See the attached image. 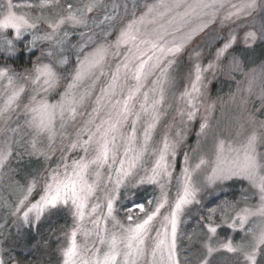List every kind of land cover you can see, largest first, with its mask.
Segmentation results:
<instances>
[{"label":"rangeland","instance_id":"374dc122","mask_svg":"<svg viewBox=\"0 0 264 264\" xmlns=\"http://www.w3.org/2000/svg\"><path fill=\"white\" fill-rule=\"evenodd\" d=\"M3 2L4 0H0V3ZM20 2L21 0H13L14 4ZM66 2H72V0H60L61 5L66 6ZM197 2L198 0H162L164 6L161 7V0H102V7L87 14L86 25L66 23L61 26L52 41L37 40L35 47H31L32 34L25 33L21 40H14L13 51L0 50V58L2 56L13 59L22 58L20 62L18 61L22 66L19 70L4 66L0 62V69H10L9 74L17 83H24L21 78L28 77L37 64H53L60 80L45 98L49 103L56 104L72 82V77L80 67V62L85 57H91L98 49H106L102 65L99 69L93 70L94 78L86 79L78 91L74 90L77 95L87 93L83 106L78 108L77 119L74 122H67L63 129L57 121V132L51 139L43 134L37 136L26 124V120L30 117L26 115L24 106L29 103V98L33 94L30 84H26V91L21 95L18 106H14L13 110L0 117V149L8 147L12 153L6 164L0 168V256H3L6 261L8 260V249L4 243L14 233L19 232L17 236L22 237L20 233L26 230H36L38 224L49 215L46 212L37 221L35 213H30L29 222L25 223L22 214L13 215L16 202L23 198L27 187L35 182L34 191L29 197V201L35 203L39 195L43 194L44 184L50 179L53 170L63 172V163L71 164L72 160L84 155L80 148L71 149L70 143L75 140L77 132L89 120L93 109L97 107V98L102 95L101 89L107 90L116 68L129 55L128 49L139 54L130 44L121 45L119 48H116L115 44L120 31L127 24L143 17L145 23L136 25L143 34L142 38H150L153 29H159L160 25L172 33L177 41L186 36L190 38L174 57H161L160 68L167 69L166 75L161 72L160 68L154 69L142 89V92L148 93L149 105L159 99V92L152 90L157 88L154 82L159 79L160 86L164 89L163 102L157 105L158 122L151 131V139L147 144L148 150L144 153L143 159L137 163L132 174L119 188L115 183L119 163H110L99 169V186L95 196L89 199V208L86 209V213L90 212L93 205L99 204L100 207L96 213L85 216L83 229L89 232L86 242L89 247L93 244L99 246L96 243V229L91 221L99 217L100 228L101 230L104 228L103 218L107 217L106 193L114 197L113 215L124 224L129 223L126 213L135 204L144 203L146 208L150 207L147 203L149 200L153 201V205L155 204L161 195L159 184L148 183L146 180L144 183L139 181L151 175V169L159 158V149L163 148V140L166 137L170 144H175V155L169 153L167 156L171 177L160 178V183H166L165 190L169 203H174L178 191L182 188L185 168L192 173V183L198 189L195 200L192 204L185 206L180 217L177 253L181 264H202L205 259L207 264H244L239 254L230 253L220 245L229 239L234 245L247 243L251 240L252 232H258L261 227H264V218L261 217L250 218L243 229L240 228L238 222L235 227L232 226L236 214L242 208L255 209L259 206V196L251 183L242 176L215 183H209L207 177L211 175L217 143L220 140L225 141L226 146H235L248 135L256 133L260 137L257 151L264 156V0H256L257 6L250 10L249 15H241L239 18L233 16L230 19L225 18L230 12L235 11L230 5L239 6L243 0H224L225 7L215 12L214 15L212 9L203 12L197 10L181 23L180 16L190 11L187 6ZM85 3H89V0H74V7ZM177 4L181 6L176 7ZM146 5H157L156 11L164 15L157 16L155 23H148L152 15L147 14ZM56 13L63 14L61 9L57 8L55 12L46 10L44 16L55 18ZM33 15L36 14L33 13ZM105 16L112 17V19L105 21ZM37 23L39 28L35 32L36 35H44L50 31L45 24L39 21ZM204 24L207 26L202 31H193ZM177 28L180 31L177 32ZM248 32L255 33L254 40L251 38L245 40ZM232 36L236 37L235 43L217 61V51ZM8 38H13L11 31L8 33ZM171 39L172 36H169L168 40ZM57 40L62 41V44L57 45ZM136 47L142 52H148L147 46L140 44L139 41ZM48 52H52L53 55L48 56ZM148 54L152 55L151 52ZM156 55L159 53L157 52ZM144 58L147 59V57ZM234 58L239 62L238 65L233 63ZM60 60H66V63H60ZM166 60H174L171 67H167ZM27 62H30L29 68L25 66ZM149 63H155V60ZM210 63L213 64L211 68L208 67ZM194 64H199L204 70L200 92L194 94L196 96L193 101L195 108L189 105L187 97L183 96L185 90L189 89L191 80L194 79L189 75ZM131 67L132 63L129 64L130 69ZM123 76L124 70L121 68L120 87L117 88L115 99L122 98L119 95L121 90L126 96L127 89L135 86L131 72L127 80ZM6 86L7 81H0V107H3L6 99ZM103 102L107 103V100ZM141 104H143V97L138 94L135 98V112H140ZM109 111L110 108H105L101 117L97 119V123L102 119H107ZM193 111L195 115L190 120L188 113ZM149 113H151L150 107ZM129 122L135 124L136 141L132 145L134 152L129 153L128 157H124V148L120 149L119 158L125 160V168L131 156L143 145L144 129L152 120L150 115L141 113L139 121H136L134 116H130ZM202 124L207 125L203 131H201ZM121 132L124 136L123 142H126L130 133L129 124H125ZM87 138L86 134L82 137L85 140ZM33 143H35V148H33ZM117 143H122L119 137ZM91 155L90 152L89 158ZM201 159L209 163L193 171ZM37 160H41L42 170L33 178H25L22 167L33 164ZM109 176L111 180L108 179ZM95 179V176L90 177L89 182ZM144 193L145 196L142 195ZM208 205H210L209 208H207ZM61 208L70 214L72 222L57 245L58 254L55 259L44 264H63L62 253L68 246L70 233L76 223L73 214L74 207L69 204ZM210 208L217 209L211 220L213 227L219 225L214 235L210 234L207 228L208 209ZM161 211L166 213L167 207ZM132 215L135 221L137 216L142 217L143 214L135 210ZM106 223L110 232L116 230L113 228L111 217L107 218ZM155 227H159V221L155 222ZM10 230L15 232L12 233ZM151 236L155 237V231ZM210 236L211 239H209ZM77 241L81 244L85 243L83 232H78ZM208 244L217 249L210 255L206 248ZM13 264L17 263L13 261ZM257 264H264V251L257 257Z\"/></svg>","mask_w":264,"mask_h":264},{"label":"snow or ice","instance_id":"6c2138e0","mask_svg":"<svg viewBox=\"0 0 264 264\" xmlns=\"http://www.w3.org/2000/svg\"><path fill=\"white\" fill-rule=\"evenodd\" d=\"M102 0H89L81 6L74 7V0L66 2L61 5L60 0H21L20 3L14 4L13 0H4L0 3V50L7 49L9 52L14 49V40H21L25 33H31V47H35L37 40L52 41L56 33L61 29L62 25L66 23L72 25H86L87 14L93 12L95 9L102 7ZM161 7L163 3L161 0ZM177 4L176 7H180ZM256 0H243L237 5H230L235 11L230 12L226 19L235 16L239 18L241 15H249L250 10L256 7ZM149 15L152 19L148 23H155L157 16H163L164 13L156 11L157 5H146ZM190 11H186L180 16V22L183 23L187 17L196 13L197 10L204 11L207 9L213 10V15L221 8L225 7L224 0H198L194 5L187 6ZM57 8L61 9L60 13H56L55 18L45 17V11L55 12ZM171 9H169L170 11ZM33 13L36 15L34 16ZM205 14H208L205 12ZM112 17L105 16L104 20L109 21ZM43 23L50 30L44 35H36L39 25ZM137 23L143 25L144 18L140 17L138 20H133L126 27L120 31L116 41V48L121 45H132L136 48V53L132 49H128L129 55L125 57L124 62L116 68L115 74L112 75V82L108 85L107 90L101 89L102 95L97 98V107L93 109L89 120L84 127L77 132L76 138L70 143L71 149L80 148L84 155L79 159L72 160L71 164L63 163V172L53 170L50 179L44 184L43 194L35 203L29 201L32 195L35 182L30 184L23 198L16 202L13 215L22 214L25 223L29 222V214L35 213L37 221L47 212L49 214L57 211L61 207H67L71 204L74 207V217L76 223L70 233L68 246L63 250V264H181L180 257L177 253V232L180 224V217L185 206L190 205L196 198L198 189L192 183V173L187 168L184 169L182 176V188L178 191L174 203L170 204L166 189V183H160V178H170V165L167 162L169 153L175 155V144H170L165 137L163 140V148L159 149V158L156 160L151 169V175L141 178L140 183L145 180L148 183H158L161 189V195L157 198L155 204L149 200L147 203L149 208L145 207L144 203H137L132 209L126 213V219L129 223L124 224L115 218L113 215V201L114 197L105 194L107 200V217H104L105 226L101 230L100 218L92 220L97 244L88 246L86 240L89 232L83 229V222L85 216L92 215L97 212L100 207L99 204L93 205L90 212L86 213L89 208V199L94 197L99 186V169L108 164L119 163L120 167L117 170V179L115 181L116 187L124 182V180L132 174V170L137 166V163L143 159L144 153L147 152V144L151 139V131L155 128L158 122L157 105L161 104L164 99V89L160 86V80L154 82L157 88L153 91L159 92V99L154 100L149 105V96L147 92H142L148 77L152 74L154 69L160 68L161 57H174L179 53L184 44L190 37H184L177 41L176 37L167 31L163 25L159 29H153L150 38H142L140 29L136 27ZM207 25H200L198 29L193 31H202ZM13 33V38H8L9 32ZM176 31H180L179 28ZM172 36L169 41L168 37ZM255 39V33L248 32L245 36L247 39ZM236 37L232 36L228 42L224 43L216 53V60H220L221 56L235 43ZM137 41L140 44L147 46L148 52H142L137 46ZM57 45L62 44V41L57 40ZM106 49H98L91 57H85L80 62V67L76 70L72 77V82L67 86L62 98L56 104L49 103L45 98L47 94L53 90L59 83L58 76L53 64H37L28 77H22L24 83H17V81L10 75V69H0V81H7L5 88L6 99L3 107H0V117H3L8 111L13 110L14 106H18L21 95L26 91V84L32 87V95L29 98V103L26 104L25 112L30 118L26 120V124L33 129L34 133L39 135H47L51 139L57 132V121L61 129L69 121H75L78 115V108L82 107L86 95H77L76 91L82 85V82L89 78H94L95 69H99L104 60V53ZM159 55H156V53ZM119 54V53H117ZM52 56V52L47 53ZM199 56V53H197ZM144 57H147L145 59ZM155 60V63H149ZM60 63H66V60H60ZM132 63L131 69L129 64ZM174 60H166L167 67H171ZM233 63L238 65V61L234 58ZM209 68L213 64L208 65ZM121 68L124 70L123 78L127 80L129 72H131L132 79L135 81V86L127 89V95L121 90L119 95L121 99H115L117 96V88L120 87V73ZM161 72L166 75V68H160ZM202 71H204L199 64H194L190 72L191 80L189 89L183 93L187 97V103L195 108L193 101L196 99L194 94H199L200 84L202 82ZM102 74V73H101ZM76 90V91H74ZM142 95L143 104L140 106V112H135V98L137 95ZM39 97V98H38ZM107 100V103L103 101ZM149 107L151 113H149ZM105 108H110L107 113V119H97L103 114ZM141 113L150 115L152 122L144 129V143L141 145L139 151H136L131 156L127 168H125V160L120 159V149L124 148V157H128L129 153H133V143L136 141V127L134 123L129 122V117L134 116L136 121L141 119ZM195 112H189L188 118L191 120ZM125 124H129L130 133L124 141L121 129ZM207 127L206 124L201 125V131ZM87 135V139H82L83 135ZM118 137L122 143L118 144ZM260 143V137L256 133L248 135L243 141L235 146L228 145L226 142L220 140L217 143L215 162L211 168V175L207 177L209 183L216 181L229 180L236 176H242L247 179L256 193L259 196V206L255 209L250 207L242 208L233 221V227L238 222L240 228L243 229L252 217L264 218V156L257 151V146ZM35 148V143H33ZM92 153L89 158V153ZM12 155L10 148L5 147L0 149V168H2L9 157ZM187 161V157H185ZM209 161L201 159L195 166L200 169L201 165L208 164ZM95 176L96 179L89 182L90 177ZM111 180V176L108 177ZM167 182V181H166ZM166 213H162V209H166ZM138 210L143 214L137 216L133 221L132 212ZM217 212L216 208L208 209V232L214 235L219 225L213 227L211 220L212 216ZM111 217L113 220L114 231H109L107 228V218ZM159 221V227H155V222ZM155 231V237L151 234ZM252 232L251 229H249ZM78 232H83L85 243L81 244L77 241ZM211 239V236L209 237ZM264 227H261L258 232H252L251 240L247 243H240L234 245L229 239L220 245L221 248L226 249L230 253L239 254L243 258L244 264H257V257L264 251ZM207 252L210 255L217 249L213 248L211 244L206 245ZM0 264H13L11 258L5 260L0 256ZM202 264H207V260L202 261Z\"/></svg>","mask_w":264,"mask_h":264},{"label":"trees","instance_id":"16d2710c","mask_svg":"<svg viewBox=\"0 0 264 264\" xmlns=\"http://www.w3.org/2000/svg\"><path fill=\"white\" fill-rule=\"evenodd\" d=\"M20 59L22 58L13 59L2 56L0 62L4 66L19 70L22 67L21 63H18ZM25 66L29 68L30 62H27ZM41 163V160H37L33 164L24 165L22 172L25 173V178L35 177L42 170ZM17 178H19L18 175ZM142 195L145 196V193ZM209 207L210 205L207 206V208ZM71 222L70 214L60 208L39 223L36 230H26L20 233L22 237L17 236L19 232L14 233V230H10L14 234L4 243L8 249V260L11 258L17 264H44L54 260L58 254L57 245L60 243L67 228L69 229Z\"/></svg>","mask_w":264,"mask_h":264}]
</instances>
